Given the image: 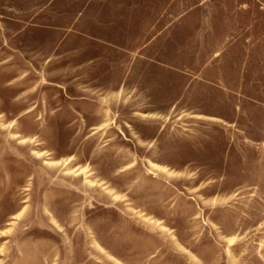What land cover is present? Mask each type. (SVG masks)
<instances>
[{"label":"rangeland","instance_id":"374dc122","mask_svg":"<svg viewBox=\"0 0 264 264\" xmlns=\"http://www.w3.org/2000/svg\"><path fill=\"white\" fill-rule=\"evenodd\" d=\"M0 264H264V0H0Z\"/></svg>","mask_w":264,"mask_h":264},{"label":"crops","instance_id":"0c3cea01","mask_svg":"<svg viewBox=\"0 0 264 264\" xmlns=\"http://www.w3.org/2000/svg\"><path fill=\"white\" fill-rule=\"evenodd\" d=\"M191 7H189V9L187 11H184V17H186L187 13H191ZM248 29V34H247V48H248V54L251 52V50L253 49V51H255V48L257 47V45L260 43H262L263 41H261V39L257 40L255 35H251L250 34V30H252L254 28V26L252 25H247L246 27ZM239 36H233L232 38V43L236 44V42H239L240 40Z\"/></svg>","mask_w":264,"mask_h":264}]
</instances>
